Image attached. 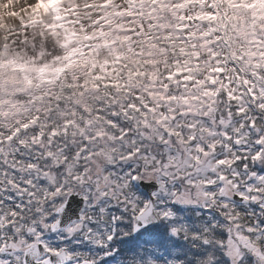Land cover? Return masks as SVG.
<instances>
[{"label":"snow or ice","instance_id":"6c2138e0","mask_svg":"<svg viewBox=\"0 0 264 264\" xmlns=\"http://www.w3.org/2000/svg\"><path fill=\"white\" fill-rule=\"evenodd\" d=\"M0 264H264V0H0Z\"/></svg>","mask_w":264,"mask_h":264},{"label":"clouds","instance_id":"9594fccd","mask_svg":"<svg viewBox=\"0 0 264 264\" xmlns=\"http://www.w3.org/2000/svg\"><path fill=\"white\" fill-rule=\"evenodd\" d=\"M8 23H11V21H8Z\"/></svg>","mask_w":264,"mask_h":264}]
</instances>
